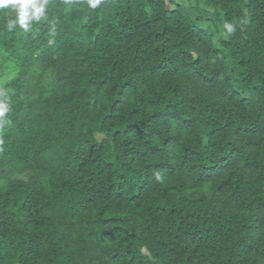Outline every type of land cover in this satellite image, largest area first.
<instances>
[{
    "label": "trees",
    "instance_id": "16d2710c",
    "mask_svg": "<svg viewBox=\"0 0 264 264\" xmlns=\"http://www.w3.org/2000/svg\"><path fill=\"white\" fill-rule=\"evenodd\" d=\"M14 17L0 8V264H264V0Z\"/></svg>",
    "mask_w": 264,
    "mask_h": 264
},
{
    "label": "clouds",
    "instance_id": "9594fccd",
    "mask_svg": "<svg viewBox=\"0 0 264 264\" xmlns=\"http://www.w3.org/2000/svg\"><path fill=\"white\" fill-rule=\"evenodd\" d=\"M46 0H0V8L12 7L15 17L8 20V28H14L19 25L25 31L29 30L31 21L40 20L44 14ZM89 6L95 9L100 6L102 0H88ZM224 27L227 33H232L234 27L231 24L225 23ZM8 111V106L5 103H0V117L4 116Z\"/></svg>",
    "mask_w": 264,
    "mask_h": 264
},
{
    "label": "rangeland",
    "instance_id": "374dc122",
    "mask_svg": "<svg viewBox=\"0 0 264 264\" xmlns=\"http://www.w3.org/2000/svg\"><path fill=\"white\" fill-rule=\"evenodd\" d=\"M191 2H193V3H195L196 2V0H191ZM4 172H2V174H3Z\"/></svg>",
    "mask_w": 264,
    "mask_h": 264
}]
</instances>
